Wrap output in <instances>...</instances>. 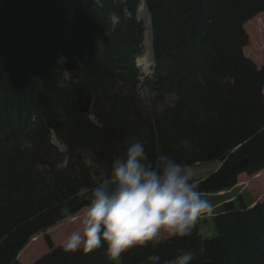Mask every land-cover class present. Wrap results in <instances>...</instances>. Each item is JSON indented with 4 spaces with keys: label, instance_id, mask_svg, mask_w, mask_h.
<instances>
[{
    "label": "trees",
    "instance_id": "obj_1",
    "mask_svg": "<svg viewBox=\"0 0 264 264\" xmlns=\"http://www.w3.org/2000/svg\"><path fill=\"white\" fill-rule=\"evenodd\" d=\"M144 4L153 54L147 99L135 90L140 0H0V264H22L19 252L65 219V204L72 216L86 208L85 193L134 139L151 157L219 162L199 181L203 195L264 170V67L243 53V26L264 14V0ZM89 154L93 167L82 162ZM64 155L71 162L57 170ZM234 197L212 217V239L196 225L190 238L133 247L115 262L103 248L66 252L44 234L48 252L32 264H145L153 252L168 258L201 244L192 264H264V197Z\"/></svg>",
    "mask_w": 264,
    "mask_h": 264
},
{
    "label": "clouds",
    "instance_id": "obj_2",
    "mask_svg": "<svg viewBox=\"0 0 264 264\" xmlns=\"http://www.w3.org/2000/svg\"><path fill=\"white\" fill-rule=\"evenodd\" d=\"M71 162L64 155L55 167L65 169ZM83 164L93 167L92 155ZM87 207L77 217L80 227L62 243L66 252L85 253L103 248L110 261L133 247H148L162 234L168 239L190 238L197 223L214 212L204 197L200 182L190 167L165 153L151 157L145 142L134 139L110 163V171L85 193ZM63 218H71L70 207L60 208ZM155 247V244H152ZM205 249H179L168 258L153 252L145 264H192Z\"/></svg>",
    "mask_w": 264,
    "mask_h": 264
},
{
    "label": "rangeland",
    "instance_id": "obj_3",
    "mask_svg": "<svg viewBox=\"0 0 264 264\" xmlns=\"http://www.w3.org/2000/svg\"><path fill=\"white\" fill-rule=\"evenodd\" d=\"M145 15L137 18L143 23ZM248 36V44L244 47V55L252 60L258 69L264 67V14H258L250 19L243 26ZM144 38V37H143ZM137 59H144L145 62L151 63V66L143 70L137 64ZM135 66L138 73L141 75L139 82L135 88L137 95L142 99H147L151 96L148 89L145 87L144 77H149L152 74L153 68V54H145V46L142 41V53L135 59ZM264 98V85L262 88ZM166 102L172 98L171 95L163 96ZM54 141V138L52 139ZM56 142V141H54ZM59 149V148H58ZM220 163L217 161L195 163L190 167L198 181L203 180L209 174L215 172ZM261 172V177L256 175ZM253 175L242 173L237 178L236 186L229 191H224L218 194H205L204 197L209 199L214 205V212L212 215L200 220L197 223L200 235L203 239H212L216 236L215 228L213 225L212 217L219 213L221 206L226 201L234 200L236 195H240L246 204H251L264 197V170L259 171ZM85 208L81 209L74 214L70 219L65 218L56 225L46 229L44 233H38L31 237L26 246L19 252L18 260L22 264H32L36 259L40 258L48 252V247L43 239L44 234L48 235L54 246H62V243L73 231L77 230L80 225L77 222V217L82 215ZM205 220V221H204ZM168 238L166 234H162L159 241ZM154 243V242H153Z\"/></svg>",
    "mask_w": 264,
    "mask_h": 264
},
{
    "label": "bare ground",
    "instance_id": "obj_4",
    "mask_svg": "<svg viewBox=\"0 0 264 264\" xmlns=\"http://www.w3.org/2000/svg\"><path fill=\"white\" fill-rule=\"evenodd\" d=\"M138 17L141 18V16L145 15L144 20H143V27H144V32H143V44L145 46V54H149L151 57V28H150V20H149V15L146 11L145 5L143 0H140V5L137 10ZM137 64L140 66L143 70H146L148 67L151 66V63L145 62L144 59H137Z\"/></svg>",
    "mask_w": 264,
    "mask_h": 264
},
{
    "label": "water",
    "instance_id": "obj_5",
    "mask_svg": "<svg viewBox=\"0 0 264 264\" xmlns=\"http://www.w3.org/2000/svg\"><path fill=\"white\" fill-rule=\"evenodd\" d=\"M143 2H144V0H143ZM57 148H59V150H61V151H63L64 150V148H63V146L62 145H60L59 143H57V141L56 142H52Z\"/></svg>",
    "mask_w": 264,
    "mask_h": 264
},
{
    "label": "crops",
    "instance_id": "obj_6",
    "mask_svg": "<svg viewBox=\"0 0 264 264\" xmlns=\"http://www.w3.org/2000/svg\"><path fill=\"white\" fill-rule=\"evenodd\" d=\"M221 193H223V192H221ZM221 193H220V194H221Z\"/></svg>",
    "mask_w": 264,
    "mask_h": 264
}]
</instances>
